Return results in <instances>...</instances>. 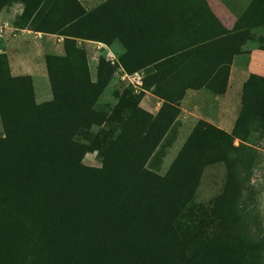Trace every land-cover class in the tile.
<instances>
[{
  "label": "trees",
  "instance_id": "obj_1",
  "mask_svg": "<svg viewBox=\"0 0 264 264\" xmlns=\"http://www.w3.org/2000/svg\"><path fill=\"white\" fill-rule=\"evenodd\" d=\"M61 1L37 0L24 24L16 27L29 30L27 25L35 18L33 32L63 37V57L45 60L52 97L50 108L46 109L45 103L34 102L29 77L11 76L4 50L0 52V264H116L118 261L153 264L147 259L150 256L144 244L147 234L142 225L141 205L130 196L139 190L142 175L146 174L141 170V163L133 176L109 181L87 173L79 164L83 146L72 141L73 134L93 124H103L105 114L96 104L101 88L89 82L83 53L70 47L69 40L76 38L104 44L120 41L126 50L119 57L123 70L128 74L145 70L149 80L147 87H154L155 95L164 100L154 116L135 109L137 115L141 113L149 121L133 125L139 136L134 139L126 132L118 133L110 151H125L129 142L137 144L140 150H153L176 118L177 105L185 89L219 87L220 93L223 92L235 49L231 52L224 49L223 41H227L229 35H223L216 41L175 54L154 53L150 48L144 52L154 55L145 57V53L136 50L142 37L128 38L130 47L120 37L123 28L132 30L122 24V7H115V0L104 1L89 12L76 0H67L64 4ZM91 26L95 27L93 33ZM239 28L238 22L230 32L235 42L246 39L236 37ZM199 52L213 55L208 56L204 75L196 80L195 71H189L191 77L183 81L184 87L179 89L170 78L180 74L175 69L177 64H173ZM216 81L223 82L217 86ZM249 107L245 105L244 109L248 111ZM112 114L113 111L108 110V117ZM257 114V121L262 124L264 108ZM213 130L204 123L194 127L175 160L177 172L187 166L196 171L206 151L217 146L210 138L219 132ZM196 149L203 150L201 158L193 157L191 151ZM229 213L226 212L228 216ZM209 248L208 252L223 256L220 264H254L242 247L236 255L222 243L210 251ZM192 252L194 256L200 255L198 251ZM179 256V252L173 253L174 264L178 263ZM170 257L171 254L167 264H173ZM135 259H144L145 263Z\"/></svg>",
  "mask_w": 264,
  "mask_h": 264
},
{
  "label": "rangeland",
  "instance_id": "obj_2",
  "mask_svg": "<svg viewBox=\"0 0 264 264\" xmlns=\"http://www.w3.org/2000/svg\"><path fill=\"white\" fill-rule=\"evenodd\" d=\"M36 1L0 0V3L4 2L0 9L4 23L10 27L24 24ZM66 1L61 2L64 4ZM76 1L89 12L102 0ZM144 12L148 16L146 7ZM241 17L239 27H242L236 32V37L244 36L245 40L235 42L231 39V31L217 29L203 42L229 35L230 40L223 41L224 49L229 52L235 49L229 64V80L227 76L223 92L220 93L219 87L185 89L177 105L176 118L149 152L130 142L125 151L109 150L118 133L126 132L130 139H134L138 131L133 125L149 121L143 114L137 115L135 109L154 116L164 103L155 95L154 87H147V72L126 73L119 63L122 55L117 58V53L108 51L102 42L69 40L70 47L83 53L89 82L101 88L96 104L105 114L104 118L101 117L105 121L103 124H93L73 134L72 141L83 146L79 164L87 169V173L92 172L109 181L133 176L141 163V170L146 174L142 175L139 190L130 196L141 205L142 225L147 234L144 244L150 256L147 259L153 264H165L170 254L173 263L172 256L176 251L180 254L176 258L177 264H220L223 256L208 252L209 247L210 251L220 243L225 244L233 255L242 247L249 259L253 258L254 264H264V120L262 124L257 121L258 111L264 108V36L257 35L253 29L258 24L264 26V0H252ZM250 17H256L258 23L246 27L245 19ZM35 24L36 19L33 18L27 25L30 33L16 34L18 37L13 47L25 55L26 68L14 74H34L33 79L28 76L34 102L45 103L44 107L48 109L52 106V97L45 60L47 57H63V37L33 33ZM90 28L93 33L95 27ZM140 40L138 51L144 54L145 50H153V38ZM195 45L198 43L185 48ZM2 49L0 38V52ZM149 55L154 54H144L145 57ZM208 56L213 57L205 52L194 53L174 63L180 74L172 75L171 81L182 89V82L188 81L192 70L197 74L196 80L199 79L208 67ZM108 68L112 70L108 71ZM245 105L250 106L248 111L244 109ZM108 110L113 111L112 117H108ZM198 123L219 132L210 138L217 146L206 151L202 164L195 167L196 171L194 167L187 166L177 172L178 168L174 166L177 155ZM191 153L193 157L201 158L203 150L196 149ZM226 212H230L229 216ZM193 250L200 255L194 256ZM203 250L206 252L202 253ZM135 260L145 263L144 259ZM116 264L123 263L118 261Z\"/></svg>",
  "mask_w": 264,
  "mask_h": 264
},
{
  "label": "crops",
  "instance_id": "obj_3",
  "mask_svg": "<svg viewBox=\"0 0 264 264\" xmlns=\"http://www.w3.org/2000/svg\"><path fill=\"white\" fill-rule=\"evenodd\" d=\"M102 1L104 2L107 0ZM251 1L252 0H115L114 6L122 7V24H125L126 28L130 27L132 30L127 31L123 28L122 33H120V37L124 38L126 43H128L127 40L131 36L153 38L154 53L165 51L175 54L185 51V49H187L185 47L194 45L195 43H198V45L199 43H203L207 40V37L217 29L232 31L249 7ZM98 4H100V2L95 4V6ZM145 7L149 12L148 16L145 15ZM245 20L244 24L246 27L258 23L256 17L246 18ZM7 25L8 24L4 23L1 10L0 38L2 40V47L11 76H16V74H14L15 71L26 68L24 63L26 57L23 53L15 51L13 42L18 37L16 34H23L25 32L30 33V30L27 28L19 29ZM241 27L242 25L240 28ZM253 27L254 31L258 32L257 35L264 36V26H259L258 24ZM105 45L108 51L117 53V58L126 51L125 46L118 40H113ZM126 45H129L128 47L131 46L129 43ZM140 48L141 45L136 46L137 51ZM21 59H23V61ZM230 70L229 68V71ZM27 76H30L32 79L34 78V74L32 73H28ZM183 102L184 98L180 101V106Z\"/></svg>",
  "mask_w": 264,
  "mask_h": 264
}]
</instances>
